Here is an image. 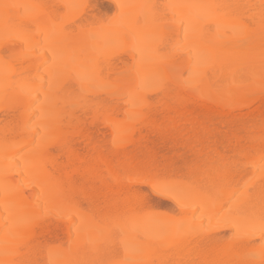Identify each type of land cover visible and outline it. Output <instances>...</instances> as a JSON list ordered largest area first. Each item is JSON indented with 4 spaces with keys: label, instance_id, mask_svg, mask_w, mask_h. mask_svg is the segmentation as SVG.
Returning a JSON list of instances; mask_svg holds the SVG:
<instances>
[{
    "label": "bare ground",
    "instance_id": "1",
    "mask_svg": "<svg viewBox=\"0 0 264 264\" xmlns=\"http://www.w3.org/2000/svg\"><path fill=\"white\" fill-rule=\"evenodd\" d=\"M0 264H264V0H0Z\"/></svg>",
    "mask_w": 264,
    "mask_h": 264
},
{
    "label": "rangeland",
    "instance_id": "2",
    "mask_svg": "<svg viewBox=\"0 0 264 264\" xmlns=\"http://www.w3.org/2000/svg\"><path fill=\"white\" fill-rule=\"evenodd\" d=\"M104 4L106 5L105 2ZM94 124L98 125L100 123L94 121L87 122L84 126L85 132L94 135L95 134V128L93 127ZM197 131L200 137L207 138L208 141H217V140L220 141L225 139L224 138L225 133L221 126H215L213 124L206 123V124H202L201 127L197 129ZM177 134L180 133L177 130L170 129L169 126L167 125H158L155 128L148 130L146 137H148L150 140H154L155 138L161 135L171 136ZM95 142L97 143L98 146L100 145L96 140ZM203 149L204 150L201 153V158L194 162V166L197 165L196 167L198 171H204L209 168L220 169L221 167L226 168L227 170L231 169L233 160L230 154L223 153L222 150L219 149L220 151L219 154L217 155V153H212L208 150H205L206 149L205 147ZM106 150L110 151L111 147L108 145L106 147ZM148 154L156 156L158 162H163V161L168 162L170 161L169 157L172 156L168 150L157 151L156 149H153V152H148ZM142 190H143V200L147 202V204L149 205L148 209L152 210L151 207H158L161 210H166V209L171 211L175 210L174 204L170 201L169 197L165 193H160V191H157V189L155 188L151 189L144 186L142 187ZM196 216H198V213L196 214ZM201 219L204 218L201 217ZM219 235L223 236V240L220 243H218L217 246H221L224 243H226L229 237V232L224 231L219 233Z\"/></svg>",
    "mask_w": 264,
    "mask_h": 264
}]
</instances>
